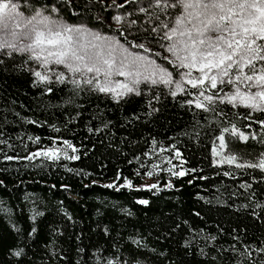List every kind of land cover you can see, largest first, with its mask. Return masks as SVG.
Wrapping results in <instances>:
<instances>
[{"label": "trees", "instance_id": "trees-1", "mask_svg": "<svg viewBox=\"0 0 264 264\" xmlns=\"http://www.w3.org/2000/svg\"><path fill=\"white\" fill-rule=\"evenodd\" d=\"M115 2L125 8L111 7L113 0H71V8L41 0L61 5L66 21L130 45L177 14L155 9V0ZM115 10L136 23L112 25ZM160 49L149 51L172 70ZM0 60V264H233L235 251L264 241V172L217 164L212 151L218 129L236 120L258 138L225 149L249 158L264 153V129L243 128L251 122L247 110L219 105L223 112H205L185 103L195 93L173 97L163 86L118 99L66 81L48 93L34 84L26 55ZM49 148L60 150L58 159H24ZM180 171L186 174H172ZM126 181L131 188L120 187Z\"/></svg>", "mask_w": 264, "mask_h": 264}, {"label": "snow or ice", "instance_id": "snow-or-ice-1", "mask_svg": "<svg viewBox=\"0 0 264 264\" xmlns=\"http://www.w3.org/2000/svg\"><path fill=\"white\" fill-rule=\"evenodd\" d=\"M134 2L125 0L129 6ZM62 4L72 7L71 0H62ZM22 7L25 10L19 11ZM59 7L61 5L49 8L41 4V0H23L22 3L0 0V22L5 17L10 22L0 23V55H26L27 61L35 65L29 70L37 87L44 85L46 91L52 93L54 83H66L65 71L72 74L67 80L76 88L87 85L118 99L128 94L140 95L141 84L150 90L166 86L173 97L178 93L191 97L195 93V99L188 98L185 103L205 112H223L219 105L243 108L247 110L244 119L251 121L243 128L250 129L252 123H256L264 129V118L252 115L260 113L264 116V0H178V3L169 0L163 5L161 0H155V9H176L177 14L163 24H159L157 18L159 27H149L142 35H136V43L131 46L145 51L154 47L166 49L172 57V70L158 66L155 60L131 51L118 40L93 31L83 21L69 24L53 18L52 13ZM111 7L124 9L125 5H117L113 0ZM139 11L145 13L148 9L140 7ZM112 19L120 22L121 16ZM135 23L133 20L129 25ZM163 59L167 61L168 56ZM41 68L43 73L38 70ZM185 81L190 89L185 86ZM239 115L237 112L236 116ZM229 124L218 129L219 135L213 145L217 164L227 163L235 168L264 172V153L249 158L247 154L238 155L229 148L222 156L226 144L233 141L247 143L258 138L257 133L242 130L236 120H229ZM258 142L264 144V134L259 135ZM0 143L6 141L0 140ZM63 143L66 149L76 151L69 141ZM59 151L49 148L33 152L24 159L39 156L58 159ZM64 156L68 157L67 151ZM176 157H180L179 151H176ZM13 158L6 156L8 160ZM70 158L79 159L75 155ZM172 174L184 176L186 173ZM120 187L131 188L132 183L126 181ZM139 203L147 204L148 201L140 200ZM22 253L23 249H19L14 255ZM233 264H264V241L255 248L247 245L235 251Z\"/></svg>", "mask_w": 264, "mask_h": 264}, {"label": "rangeland", "instance_id": "rangeland-1", "mask_svg": "<svg viewBox=\"0 0 264 264\" xmlns=\"http://www.w3.org/2000/svg\"><path fill=\"white\" fill-rule=\"evenodd\" d=\"M121 1H122V0H121ZM176 1L178 2V0H176ZM18 2H21V3H22L23 1L18 0ZM168 2H169V0H161V4H162V5H163V4H166V3H168ZM18 10H19V11H24L25 9L22 7V8H20V9H18ZM46 14H47V13H46ZM116 15H120V16H121V21H120V22H117V21L111 19V20L109 21V23H111V24L114 25V26H122V25H125V24H127V23H129V22L131 21V15H130L129 13H123V12L120 11V10H115V13H114L113 16H116ZM52 16H53V18L63 19L66 23H69V24H79V23H70V22L66 21V20H65L60 14H59L58 10H57L56 13H52ZM85 25H86L88 28L92 29L93 31H98V32H100L102 35L108 36V37L112 38L113 40H118V41H120V43L123 44L125 47H129L131 51L139 52L140 54L144 55L145 57H147V58H149V59H153V60H155L158 66H160V67H166L167 70H170L169 67H168V65H167L165 62H163V61H161V60H158L157 57L155 56V54L152 53L151 51H149V50H148V51H145L144 49H139V48L132 47L130 44H127V43H125L124 41L120 40V39L118 38V36H117L115 33H105V32H102V31L96 29V28H93V27H91V26H88L87 24H85ZM158 52H159L158 54L162 57V59H163V57H164L165 55H167V56H168V60L172 62L171 54H167V53H166V49H162V48H161L160 51H158ZM31 68H35V65H34V64H31ZM38 70H40L42 73H43V71H44L42 68H41V69H38ZM57 70L59 71V70H61V69L58 68ZM65 75H66V81H68V80H67L68 77H71V76H72L71 73H67L66 71H65ZM120 79H123V78H120ZM185 86H189V87H191L190 85H187V84H186V81H185ZM163 87H165V88L168 90V88H167L166 86H163ZM142 88H148V87H146L145 85L141 84V85H140V90H141ZM178 94H179V93H178ZM209 94H211V92H209ZM112 96H113L114 98H116L114 95H112ZM217 150H218V151H221L220 149H217ZM227 152H228V150H226V149L224 148V149L222 150V156H224V154L227 153ZM155 178H156V176L153 175V176L151 177V179L149 178V179L147 180V182H151V181H149V180H154Z\"/></svg>", "mask_w": 264, "mask_h": 264}, {"label": "clouds", "instance_id": "clouds-1", "mask_svg": "<svg viewBox=\"0 0 264 264\" xmlns=\"http://www.w3.org/2000/svg\"><path fill=\"white\" fill-rule=\"evenodd\" d=\"M9 2H11V0H9ZM2 24H9L10 22L8 21L7 17L4 18V20L2 22H0Z\"/></svg>", "mask_w": 264, "mask_h": 264}]
</instances>
